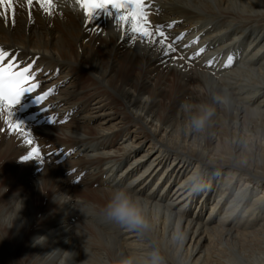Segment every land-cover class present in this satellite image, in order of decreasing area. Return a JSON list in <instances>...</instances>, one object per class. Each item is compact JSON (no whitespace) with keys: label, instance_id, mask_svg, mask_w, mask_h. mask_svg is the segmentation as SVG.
Listing matches in <instances>:
<instances>
[{"label":"bare ground","instance_id":"bare-ground-1","mask_svg":"<svg viewBox=\"0 0 264 264\" xmlns=\"http://www.w3.org/2000/svg\"><path fill=\"white\" fill-rule=\"evenodd\" d=\"M54 3L13 0L0 17V44L39 56L53 115L0 116V264H120L152 239L165 264H264V0L145 2L163 45ZM216 94L230 102L207 130L186 128L181 102ZM115 187L148 207L150 237L106 218Z\"/></svg>","mask_w":264,"mask_h":264},{"label":"snow or ice","instance_id":"snow-or-ice-1","mask_svg":"<svg viewBox=\"0 0 264 264\" xmlns=\"http://www.w3.org/2000/svg\"><path fill=\"white\" fill-rule=\"evenodd\" d=\"M33 2L34 0H25L29 7ZM35 3L47 15H52L53 9L56 7L54 0H35ZM75 4L83 11L85 19L91 18L98 12H103L114 15L119 26L127 28L143 39L152 41L154 38L159 37L156 42L162 45L167 40L164 31L160 27L157 26L154 30L151 28L147 19L148 14L145 11L144 0H75ZM9 13L14 15L13 0H0V17H7ZM167 47L170 50L173 49L170 43ZM232 59V56L228 57L229 64ZM211 63L212 61L209 60L208 64L211 65ZM33 72L32 64L21 67L16 57L0 47V116L4 114V109L9 110L8 115L10 116L12 106L19 103L21 96L24 93L32 92L38 87V84L34 82ZM49 92H45L43 95L47 96ZM36 99L39 102L41 97L38 96ZM16 127H19V122ZM28 142L31 143L30 140ZM33 152H38V149L34 148Z\"/></svg>","mask_w":264,"mask_h":264},{"label":"clouds","instance_id":"clouds-1","mask_svg":"<svg viewBox=\"0 0 264 264\" xmlns=\"http://www.w3.org/2000/svg\"><path fill=\"white\" fill-rule=\"evenodd\" d=\"M229 102L226 94H216L211 101L199 103L188 100L182 101L180 108L186 117L185 127L193 133H203L210 126L216 111L215 105L226 106ZM193 190H198V187L194 185ZM103 211L108 220L135 232L138 236L142 238L151 236L153 226L149 209L140 197L127 188H113ZM174 239H181L180 234L177 233ZM120 264H165V258L156 240L152 239L143 260L134 254H128L122 258Z\"/></svg>","mask_w":264,"mask_h":264},{"label":"rangeland","instance_id":"rangeland-1","mask_svg":"<svg viewBox=\"0 0 264 264\" xmlns=\"http://www.w3.org/2000/svg\"><path fill=\"white\" fill-rule=\"evenodd\" d=\"M55 117V116H54ZM56 117H58V115H56ZM55 161L57 162V160L55 159Z\"/></svg>","mask_w":264,"mask_h":264}]
</instances>
